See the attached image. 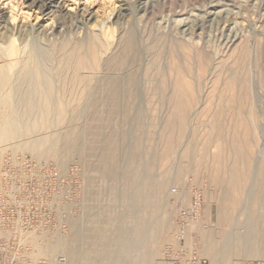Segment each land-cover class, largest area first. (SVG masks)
<instances>
[{"label":"rangeland","instance_id":"rangeland-1","mask_svg":"<svg viewBox=\"0 0 264 264\" xmlns=\"http://www.w3.org/2000/svg\"><path fill=\"white\" fill-rule=\"evenodd\" d=\"M123 1L124 26L134 30L142 53L134 102H106L98 93L87 104L68 103L69 111L83 113L77 122L67 112L51 119L56 128L47 134L58 160L25 151L0 162V169L46 164L19 188L34 195L36 213L50 211L52 236L77 245L31 260L69 264L65 251L74 247L71 264H174L183 228L186 248L196 237L206 264H264V0ZM92 2L66 7L89 5L103 28L119 4ZM82 33L68 25L71 39ZM77 126L85 128L82 162L63 148ZM111 137L124 139L112 180L99 171ZM195 192L201 208L193 220Z\"/></svg>","mask_w":264,"mask_h":264},{"label":"bare ground","instance_id":"bare-ground-1","mask_svg":"<svg viewBox=\"0 0 264 264\" xmlns=\"http://www.w3.org/2000/svg\"><path fill=\"white\" fill-rule=\"evenodd\" d=\"M77 1L0 0V162L7 156L25 151L37 156L46 154L58 160L59 147L49 141L47 134V130L56 128L51 119L67 112L77 122L83 113L77 107L69 111L66 108L68 103L87 104L98 98V93L99 99L101 95L106 102L117 104L136 99L142 53L136 33L124 26L128 3L117 0L118 10L114 14V5L111 6L113 9L103 19L106 20L105 26L100 28L102 21L97 20V12L90 10L89 5L67 10L66 4ZM70 24L82 27L81 39L73 40L68 36ZM92 112L98 114L95 110ZM76 128L77 132L63 139V148L82 162L85 148L80 142L85 128ZM123 141L115 137L107 139V152L100 159L104 164L99 170L103 176L117 177ZM224 199L228 201L227 196ZM70 223L77 224L76 220H70ZM221 243L223 247L226 241ZM65 244L76 245L52 235L28 238L25 251L26 248L30 251H24L23 255L30 259H46L48 253L61 251ZM261 248L264 252V244ZM73 249L65 251L69 264L77 261V251ZM219 253L215 250L214 255L219 256ZM127 264H142V261L127 258Z\"/></svg>","mask_w":264,"mask_h":264},{"label":"built area","instance_id":"built-area-1","mask_svg":"<svg viewBox=\"0 0 264 264\" xmlns=\"http://www.w3.org/2000/svg\"><path fill=\"white\" fill-rule=\"evenodd\" d=\"M6 168L0 169V264H46V261L27 258L22 249H25L28 238L53 235L50 211L43 209L36 213L30 207L34 205V195H24L19 188L20 183L28 180V174L45 171L46 164L23 162L19 167ZM200 208L201 195L195 192L189 209L190 219L199 216ZM177 241L174 264L207 263L199 256L196 237L191 239L187 249L185 230L181 228ZM62 263L63 259L57 260V264Z\"/></svg>","mask_w":264,"mask_h":264}]
</instances>
